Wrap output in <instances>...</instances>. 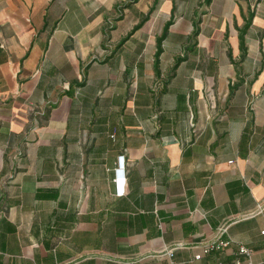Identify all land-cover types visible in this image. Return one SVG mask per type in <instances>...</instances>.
Returning a JSON list of instances; mask_svg holds the SVG:
<instances>
[{"label": "crops", "instance_id": "crops-1", "mask_svg": "<svg viewBox=\"0 0 264 264\" xmlns=\"http://www.w3.org/2000/svg\"><path fill=\"white\" fill-rule=\"evenodd\" d=\"M258 207L264 0H0V264L259 263Z\"/></svg>", "mask_w": 264, "mask_h": 264}, {"label": "built area", "instance_id": "built-area-1", "mask_svg": "<svg viewBox=\"0 0 264 264\" xmlns=\"http://www.w3.org/2000/svg\"><path fill=\"white\" fill-rule=\"evenodd\" d=\"M115 181H116V179H115ZM263 211H264L263 207H258L257 210L254 213L251 214V216L255 215V214L262 213ZM227 229H228V224H224V225L220 226L218 228V235H220V236L225 235L227 233ZM261 234L264 235V231H262ZM230 243H231V241L229 239L218 238V239H216L213 242L206 243L203 246V248H202V254L206 255V254H209L211 252L221 251L223 249H226L230 245ZM171 251H172V249H170L168 251V254H170ZM250 254H251V251L249 249L245 248L242 245H238V247H237V256L249 257ZM200 257H201V255H197L195 258L199 259ZM232 264H264V261L263 262H259V263H253L250 260L242 261L239 257H236V258H234Z\"/></svg>", "mask_w": 264, "mask_h": 264}]
</instances>
